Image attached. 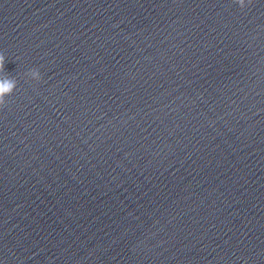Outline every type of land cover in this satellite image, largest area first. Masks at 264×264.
<instances>
[{"label":"clouds","instance_id":"1","mask_svg":"<svg viewBox=\"0 0 264 264\" xmlns=\"http://www.w3.org/2000/svg\"><path fill=\"white\" fill-rule=\"evenodd\" d=\"M241 8L245 6L246 0H235ZM4 63L5 57L3 54H0V74L4 72ZM26 75L34 81H40L42 79L39 69L33 68L29 70ZM17 80L15 78H10L4 76L0 79V107H3L6 104L5 96H10L13 94L14 90L17 87Z\"/></svg>","mask_w":264,"mask_h":264}]
</instances>
